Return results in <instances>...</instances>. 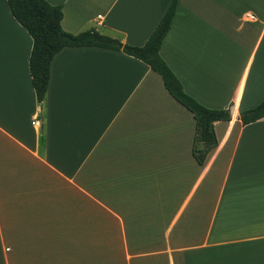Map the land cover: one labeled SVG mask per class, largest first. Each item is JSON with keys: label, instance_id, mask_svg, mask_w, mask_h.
Segmentation results:
<instances>
[{"label": "crops", "instance_id": "1", "mask_svg": "<svg viewBox=\"0 0 264 264\" xmlns=\"http://www.w3.org/2000/svg\"><path fill=\"white\" fill-rule=\"evenodd\" d=\"M62 28L142 45L171 0H47ZM33 40L0 0V264H264V0H178L160 55L209 108L217 144L122 50L64 46L43 104Z\"/></svg>", "mask_w": 264, "mask_h": 264}, {"label": "trees", "instance_id": "2", "mask_svg": "<svg viewBox=\"0 0 264 264\" xmlns=\"http://www.w3.org/2000/svg\"><path fill=\"white\" fill-rule=\"evenodd\" d=\"M14 18L31 35L33 44L29 56L32 86L40 105L43 104L49 80L50 62L64 46L92 45L122 50L148 64L157 72L172 97L185 106L195 120L192 154L202 164L207 153L217 144L214 121L231 119L229 108H209L188 94L178 77L160 55L162 41L169 31L178 0H171L164 14L142 45L122 43L94 28L76 34L61 26L62 7L47 0H7ZM264 116V98L254 107L242 110L238 118L243 124Z\"/></svg>", "mask_w": 264, "mask_h": 264}]
</instances>
